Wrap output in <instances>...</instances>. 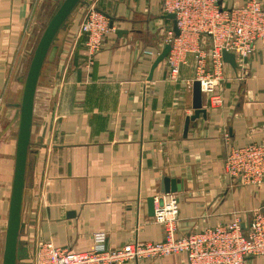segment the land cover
I'll list each match as a JSON object with an SVG mask.
<instances>
[{
  "label": "crops",
  "instance_id": "0c3cea01",
  "mask_svg": "<svg viewBox=\"0 0 264 264\" xmlns=\"http://www.w3.org/2000/svg\"><path fill=\"white\" fill-rule=\"evenodd\" d=\"M257 1L264 6V0ZM57 4L0 0V111H13L9 138L0 147L4 236L17 105L32 52ZM88 6L112 27L85 67L83 40L76 34ZM167 16L162 0H83L57 33L54 60L46 62L51 70L41 71L34 97L19 238L29 256L36 240L83 252L97 231L105 233L110 248L161 241L162 227L152 221L147 200L162 194L178 200L176 237L234 218L246 226L254 214L264 215V184L231 179L223 166L230 147L264 144V47L256 43L240 79L242 70L225 63L217 87L221 106L210 108L201 93L205 113L189 122L184 135L185 119L194 113L193 58L187 56L175 82L167 79L164 61L152 70L173 32ZM164 179L169 189L179 190L161 193ZM126 264L186 263L177 254ZM246 264H264V256L248 257Z\"/></svg>",
  "mask_w": 264,
  "mask_h": 264
},
{
  "label": "built area",
  "instance_id": "2783aa9c",
  "mask_svg": "<svg viewBox=\"0 0 264 264\" xmlns=\"http://www.w3.org/2000/svg\"><path fill=\"white\" fill-rule=\"evenodd\" d=\"M224 0H162L164 14H173L178 36L169 31L166 43L170 51L164 59L168 80H178L180 67L193 58V78L200 92L208 97L209 107L218 108L222 97L217 91L223 79V51L235 57L242 70L254 53L257 42L264 47V6L257 0L226 6ZM108 18L94 6H88L78 28L82 39L85 67L92 64L110 31ZM224 171L231 179L246 185L264 184V144L250 143L230 147L223 159ZM161 202L157 204V201ZM152 221L162 227L158 242L132 241L118 248L106 245V235H91V246L83 252H71L50 242L36 240L28 264H126L183 254L186 264H246L248 257L264 256V215L256 213L246 226L238 218L217 224L201 232L176 237L178 200L173 194L154 197Z\"/></svg>",
  "mask_w": 264,
  "mask_h": 264
},
{
  "label": "water",
  "instance_id": "95a60500",
  "mask_svg": "<svg viewBox=\"0 0 264 264\" xmlns=\"http://www.w3.org/2000/svg\"><path fill=\"white\" fill-rule=\"evenodd\" d=\"M58 1V0H57ZM60 1V0H59ZM83 4V0H61L56 10L48 20L33 52L29 62V66L23 79V90L20 103L17 105L19 109V120L16 134V143L14 151V167L10 189L7 224L4 236V246L1 264H24L28 260L29 255L27 247L20 241V234L23 231L24 224L21 221V207L23 192L26 187L27 170L29 167L28 154L30 145V134L33 117L34 97L37 84L41 75L42 68L46 62L51 63L54 60L56 46L53 45L55 37L60 29L66 23L72 11ZM172 20V31L174 36H178L179 32L175 25L174 15L167 16ZM112 23L109 24L111 29ZM170 51V45L166 44L160 54L156 57L152 70L160 62L164 60ZM223 62L229 64L236 69L235 57L231 53L223 51ZM151 70V71H152ZM201 92L198 82L192 84V108L194 113L185 119L183 134L185 135L190 121L198 118L199 114H204L201 108ZM173 183V182H172ZM179 190L178 186L167 187V180L164 179V187L161 193L175 192ZM161 201L158 200L157 204ZM147 205L151 215H154V197L147 200Z\"/></svg>",
  "mask_w": 264,
  "mask_h": 264
},
{
  "label": "rangeland",
  "instance_id": "374dc122",
  "mask_svg": "<svg viewBox=\"0 0 264 264\" xmlns=\"http://www.w3.org/2000/svg\"><path fill=\"white\" fill-rule=\"evenodd\" d=\"M60 1L58 0L57 6L59 5ZM87 8H86V10H87ZM76 35H78V30H77V34ZM42 70L44 72H47V71L51 70V65H48L47 63L44 64ZM25 75H26V73H25ZM24 78H25V76H24ZM9 103H11V100L9 101ZM12 112H11L10 108L8 110L7 109L6 110L3 109L2 111H0V147L9 138V136H8L9 134L8 133H9V130H10V125H11V120H12ZM0 222H2V220H0ZM3 246H4V231H3V228H1L0 229V264H1V261H2Z\"/></svg>",
  "mask_w": 264,
  "mask_h": 264
}]
</instances>
